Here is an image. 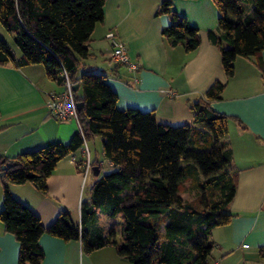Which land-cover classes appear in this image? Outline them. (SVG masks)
Returning <instances> with one entry per match:
<instances>
[{"label": "trees", "instance_id": "obj_1", "mask_svg": "<svg viewBox=\"0 0 264 264\" xmlns=\"http://www.w3.org/2000/svg\"><path fill=\"white\" fill-rule=\"evenodd\" d=\"M106 0H0V26L21 52L17 59L0 37V64H43L50 79L64 83L66 72L79 87L76 100L80 131L68 142L55 141L15 156L0 154L3 205L0 220L19 242V264H40L44 233L80 240L90 253L113 246L131 264H209L211 229L230 221L236 185L228 172L230 150L223 138L230 119L211 107L225 84L214 82L205 94L189 101L193 119L178 126L159 123L154 110L117 108V93L106 75L86 69L95 25L103 20ZM219 15L209 40L221 51L222 65L233 76L238 56H257L264 49V0H213ZM157 14L171 22L162 35L187 52L200 44L199 31L162 0ZM240 121V120H237ZM102 138L104 156L114 169L99 174L80 204V221L63 208L44 226L40 217L18 200L10 184L32 183L47 193V179L66 155L84 142ZM83 163L78 162V164ZM183 191L195 193L187 199ZM103 214L108 226L100 225Z\"/></svg>", "mask_w": 264, "mask_h": 264}, {"label": "crops", "instance_id": "obj_2", "mask_svg": "<svg viewBox=\"0 0 264 264\" xmlns=\"http://www.w3.org/2000/svg\"><path fill=\"white\" fill-rule=\"evenodd\" d=\"M161 1L106 0L103 20L95 25L89 55L81 59L78 73L91 69L105 74L118 95V109L154 110L159 123L172 126L192 121L189 101L203 96L216 81L225 84L221 99L212 101L211 107L240 120H229L223 138L231 153L228 172L236 189L228 207L230 221L211 229L209 264H264V64L259 65L257 56H238L233 76L226 75L221 51L208 38V31L217 29L219 15L213 0H171V9L196 26L200 36L199 46L191 52L172 46L162 35L171 17L157 14ZM110 31L125 44L139 66L137 71L109 60L113 46L106 34ZM11 48L20 59L19 49ZM260 58L264 62V49ZM63 89L62 83L48 77L43 64H0V154L15 156L51 142H68L79 131L75 120L59 119L49 112V98ZM88 141L93 148L88 146L92 166L86 181L81 148L57 163L47 179L46 194L30 182L10 184L12 194L29 206L44 226L63 208L79 223L88 178L93 177L91 186L103 170L114 169L103 154L102 138ZM94 166L99 168L98 175ZM2 205L0 182V210ZM102 219L103 214L100 225ZM39 242L44 250L40 264H131L113 246L85 253L80 240L66 241L48 233L41 235ZM19 249L18 240L0 220V264H19Z\"/></svg>", "mask_w": 264, "mask_h": 264}, {"label": "built area", "instance_id": "obj_3", "mask_svg": "<svg viewBox=\"0 0 264 264\" xmlns=\"http://www.w3.org/2000/svg\"><path fill=\"white\" fill-rule=\"evenodd\" d=\"M107 38H109L112 42V50L109 55V60L115 64L125 65L130 71H137L139 68L138 64L133 61L127 51L125 44L119 40L113 31H110L106 34ZM65 76V80L63 83L64 89L62 92L58 94H54L49 98L48 101V109L49 112L59 118V119H73L77 122L79 126V131L82 132L81 125L79 123L78 116V101L76 100L74 94V83L70 80L68 74L66 72L63 73ZM172 93V92H169ZM83 153L85 155L84 159V181H86L87 175L91 169L92 161L90 158V151L87 145V142H84L82 147ZM105 172V170H103ZM238 264H251L248 262H240Z\"/></svg>", "mask_w": 264, "mask_h": 264}, {"label": "rangeland", "instance_id": "obj_4", "mask_svg": "<svg viewBox=\"0 0 264 264\" xmlns=\"http://www.w3.org/2000/svg\"><path fill=\"white\" fill-rule=\"evenodd\" d=\"M0 28H1L2 34H3V36H0V37L5 39L9 43V45H11L13 48H16L18 50V48L15 46L14 42L12 41V38L8 35L9 33L5 29H3L2 27H0ZM88 146L92 150V148H93L92 142H89ZM92 178H93L92 176H90L88 178V181H87L86 186L84 188L85 198H87L88 195H89L90 183H91V179ZM182 193H183L184 197L187 198V199H192L193 197H195V193H193V192L183 191ZM105 220H107L106 217H105V219L101 220V224L104 225V226H106L108 224L107 221H105ZM210 259H211V256L209 257V260Z\"/></svg>", "mask_w": 264, "mask_h": 264}, {"label": "water", "instance_id": "obj_5", "mask_svg": "<svg viewBox=\"0 0 264 264\" xmlns=\"http://www.w3.org/2000/svg\"><path fill=\"white\" fill-rule=\"evenodd\" d=\"M78 87H79V84L78 83H75L74 84V90H77ZM77 106H78V109L80 110L82 108V106H83V102L79 101L77 103ZM92 170L94 171V174L95 175H98L99 174V168L97 166H94Z\"/></svg>", "mask_w": 264, "mask_h": 264}]
</instances>
